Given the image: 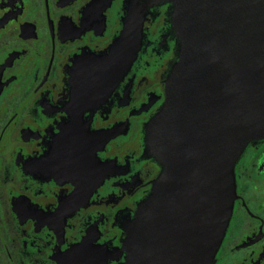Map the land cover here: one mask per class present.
<instances>
[{
	"label": "flooded vegetation",
	"instance_id": "1",
	"mask_svg": "<svg viewBox=\"0 0 264 264\" xmlns=\"http://www.w3.org/2000/svg\"><path fill=\"white\" fill-rule=\"evenodd\" d=\"M98 1L0 0V264H128L125 226L162 171L146 125L181 40L173 5L151 6L135 60L104 71L130 0ZM235 174L215 264H264V139Z\"/></svg>",
	"mask_w": 264,
	"mask_h": 264
},
{
	"label": "water",
	"instance_id": "2",
	"mask_svg": "<svg viewBox=\"0 0 264 264\" xmlns=\"http://www.w3.org/2000/svg\"><path fill=\"white\" fill-rule=\"evenodd\" d=\"M141 1L130 0L103 70L129 68L149 8L165 2L181 50L166 101L146 125V148L162 171L125 226L123 248L128 264H215L236 198V163L264 139V0ZM112 2L95 5L104 12Z\"/></svg>",
	"mask_w": 264,
	"mask_h": 264
},
{
	"label": "rangeland",
	"instance_id": "3",
	"mask_svg": "<svg viewBox=\"0 0 264 264\" xmlns=\"http://www.w3.org/2000/svg\"><path fill=\"white\" fill-rule=\"evenodd\" d=\"M145 1H146V0H142L141 3L145 2ZM165 3H169V2H165ZM165 3H163V4H165ZM173 10H174V8H173ZM252 143L254 144L255 142H252ZM252 143H250V144H252ZM250 144H249V145H250ZM249 145H248V147H249ZM248 147H246V149H247ZM246 149H245V150H246Z\"/></svg>",
	"mask_w": 264,
	"mask_h": 264
}]
</instances>
